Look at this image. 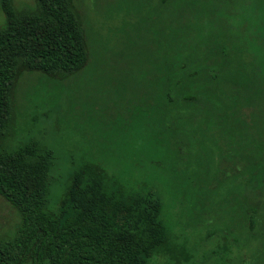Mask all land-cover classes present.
Returning a JSON list of instances; mask_svg holds the SVG:
<instances>
[{
    "label": "trees",
    "instance_id": "trees-1",
    "mask_svg": "<svg viewBox=\"0 0 264 264\" xmlns=\"http://www.w3.org/2000/svg\"><path fill=\"white\" fill-rule=\"evenodd\" d=\"M115 1L107 11L127 1L134 21L122 19L110 45L74 0L26 10L0 0V196L19 216L0 237V264H149L173 240L162 201L126 192L100 166L74 170L50 207L52 151L5 143L23 74L64 78L98 60L127 64L119 74L143 83L135 108L159 127L150 153L162 148L168 185L187 199L183 225L221 218L220 238L244 251L234 260L264 264V0Z\"/></svg>",
    "mask_w": 264,
    "mask_h": 264
},
{
    "label": "rangeland",
    "instance_id": "rangeland-1",
    "mask_svg": "<svg viewBox=\"0 0 264 264\" xmlns=\"http://www.w3.org/2000/svg\"><path fill=\"white\" fill-rule=\"evenodd\" d=\"M117 2L74 0L86 26L108 37L110 45L122 33V19L134 21L132 15L124 14L127 1L122 5L125 12L107 11L109 4L116 9ZM11 4L17 10L35 7L34 0H11ZM4 21L0 10V26ZM127 66L98 60L64 78L23 74L12 92V131L5 143L14 147L32 140L52 151L50 207L57 203L69 175L79 168L97 175L102 169L107 181L126 192L148 190L149 196L159 198L173 240L169 237L149 264H238L234 259L244 251L220 238L225 229L221 218L211 223L204 216L197 225H183L180 212L187 199L168 185L169 166L161 168L159 156L162 148L150 153L159 146V127L142 108H135L143 83L119 74ZM247 193L254 202L258 200L251 190ZM18 221V214L0 196V237L11 235Z\"/></svg>",
    "mask_w": 264,
    "mask_h": 264
}]
</instances>
